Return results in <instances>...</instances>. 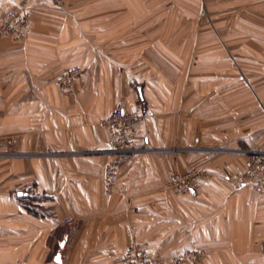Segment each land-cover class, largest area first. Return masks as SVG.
I'll use <instances>...</instances> for the list:
<instances>
[{
  "label": "crops",
  "instance_id": "1",
  "mask_svg": "<svg viewBox=\"0 0 264 264\" xmlns=\"http://www.w3.org/2000/svg\"><path fill=\"white\" fill-rule=\"evenodd\" d=\"M72 1L0 0V20L31 13L24 39L0 37V264H124L133 240L264 264V192L227 179L264 150V0ZM117 108L141 117L110 196L104 122ZM176 166L206 172L196 191L167 189Z\"/></svg>",
  "mask_w": 264,
  "mask_h": 264
},
{
  "label": "built area",
  "instance_id": "2",
  "mask_svg": "<svg viewBox=\"0 0 264 264\" xmlns=\"http://www.w3.org/2000/svg\"><path fill=\"white\" fill-rule=\"evenodd\" d=\"M57 7H62L65 0H50ZM31 13L25 9L14 10L0 20V37L22 40L26 37L30 26ZM82 75L80 67H74L60 78V85L71 93L73 85ZM138 111H126L117 108L104 122L110 137V153L112 159L107 164L105 173V190L113 195L118 187V179L125 162L138 151L140 120ZM248 160L243 172L227 177L229 181L250 184L257 193L264 192V150H253L247 153ZM206 172L192 168L182 173L170 172L167 189L176 193H191L199 187L198 181ZM29 201V198H24ZM203 249L188 251L180 256L159 257L149 253L139 242L133 240L127 248L124 264H200L206 257Z\"/></svg>",
  "mask_w": 264,
  "mask_h": 264
},
{
  "label": "rangeland",
  "instance_id": "3",
  "mask_svg": "<svg viewBox=\"0 0 264 264\" xmlns=\"http://www.w3.org/2000/svg\"><path fill=\"white\" fill-rule=\"evenodd\" d=\"M144 2H145L144 5H143L144 8H145V4H146V7H148V9L154 10L155 12H158V11H170V10L171 11H179L182 8L183 9L184 8H187V9L193 8V4L192 3H188V2H184V1L182 2V0H144ZM98 4H99V0H73L71 8L79 9V10L80 9L81 10L96 9V8H98ZM125 8L126 7L124 6L123 9H125ZM111 9H113V8H111ZM111 9H107V10H111ZM207 17L210 18L209 15H207ZM158 35L159 34H156V37H158ZM171 171H176V173L178 171L182 172L177 166L175 168H173ZM182 173H184V172H182ZM148 252L151 253L150 251H148ZM155 256L163 257V256H160V255H155ZM165 258H167V257H165Z\"/></svg>",
  "mask_w": 264,
  "mask_h": 264
},
{
  "label": "water",
  "instance_id": "4",
  "mask_svg": "<svg viewBox=\"0 0 264 264\" xmlns=\"http://www.w3.org/2000/svg\"><path fill=\"white\" fill-rule=\"evenodd\" d=\"M139 94H140L141 100H143L142 93H141V89H139Z\"/></svg>",
  "mask_w": 264,
  "mask_h": 264
},
{
  "label": "snow or ice",
  "instance_id": "5",
  "mask_svg": "<svg viewBox=\"0 0 264 264\" xmlns=\"http://www.w3.org/2000/svg\"><path fill=\"white\" fill-rule=\"evenodd\" d=\"M58 259V258H57Z\"/></svg>",
  "mask_w": 264,
  "mask_h": 264
}]
</instances>
